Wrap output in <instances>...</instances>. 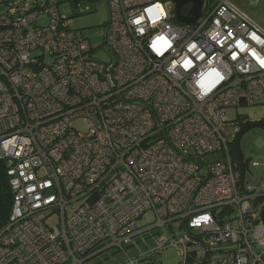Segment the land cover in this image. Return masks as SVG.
<instances>
[{"label":"built area","instance_id":"1","mask_svg":"<svg viewBox=\"0 0 264 264\" xmlns=\"http://www.w3.org/2000/svg\"><path fill=\"white\" fill-rule=\"evenodd\" d=\"M105 1L96 45L51 0H0V159L14 196L0 264H98L151 237L117 264L171 246L180 264H264V191L234 149L256 121L227 115L264 114V28L229 0H202L193 24L175 20V0ZM147 214L154 224L139 225Z\"/></svg>","mask_w":264,"mask_h":264},{"label":"rangeland","instance_id":"2","mask_svg":"<svg viewBox=\"0 0 264 264\" xmlns=\"http://www.w3.org/2000/svg\"><path fill=\"white\" fill-rule=\"evenodd\" d=\"M57 3L60 12L64 16H72V22L75 29L82 30L85 36L92 38V42L98 45L104 37L105 25L109 19V7L105 0H51ZM233 1V0H232ZM192 7V3L185 6L184 12H188ZM4 9V4L0 3V12ZM47 18L41 17V21L45 22ZM97 57L103 62H110L111 57L105 52L103 47H100L97 53ZM238 114L249 116L253 121H259L263 119V108L261 107H238L229 108L227 115L230 118H236ZM75 126L84 130L80 121H76ZM238 152V158L242 157V154L248 159L249 167L247 168L246 181L247 185L254 187H260L264 191V127L256 126L246 131L240 138L235 148ZM257 164V165H255ZM264 205V198L259 202V207ZM257 216L261 215V211L256 213ZM155 219L152 214H147L145 218L139 221V225L147 226L154 224ZM57 223V218L53 217L48 220V224L54 226ZM176 226H167L169 230L175 229V237H179L183 230L179 226V222H174ZM154 248L155 241L151 237L145 243H139L138 247L129 248L127 252L116 251L110 249L104 252L101 256L97 257L95 261L98 264H117L125 261L128 256L135 257L141 251L145 252L147 248ZM181 256L177 247H168L162 251L161 256L153 263L148 261L147 264H180ZM145 264V263H144Z\"/></svg>","mask_w":264,"mask_h":264},{"label":"trees","instance_id":"3","mask_svg":"<svg viewBox=\"0 0 264 264\" xmlns=\"http://www.w3.org/2000/svg\"><path fill=\"white\" fill-rule=\"evenodd\" d=\"M256 126H263V124L261 123V121H256V122H253V123L246 125L243 128V131H242L241 135L239 136L236 145L238 143H240V138L246 131H248L249 129L256 127ZM242 156H243V154H242ZM235 157L238 158V155L236 153H235ZM6 169L7 168H6L5 161L0 159V230L2 228H4L9 221V218H10V215L12 212V207H13V199H14L13 192H12L11 185H10V180H9L8 175H7ZM263 198H258V200H257L258 204L261 200H263ZM178 224L180 226V223H178ZM173 225L176 226L175 223H173ZM172 235L175 236V234L173 232H172ZM161 253H160V255H158V257H156L154 259L147 260L145 264H147L148 261H151V263H153L155 261V259H157L161 256Z\"/></svg>","mask_w":264,"mask_h":264},{"label":"water","instance_id":"4","mask_svg":"<svg viewBox=\"0 0 264 264\" xmlns=\"http://www.w3.org/2000/svg\"><path fill=\"white\" fill-rule=\"evenodd\" d=\"M176 13L175 20L184 24L196 23L202 14L203 1L202 0H175ZM192 3V7L187 15L183 14L185 5ZM262 220L264 222V208L262 210Z\"/></svg>","mask_w":264,"mask_h":264},{"label":"crops","instance_id":"5","mask_svg":"<svg viewBox=\"0 0 264 264\" xmlns=\"http://www.w3.org/2000/svg\"><path fill=\"white\" fill-rule=\"evenodd\" d=\"M247 14L260 27L264 28V0H229Z\"/></svg>","mask_w":264,"mask_h":264},{"label":"flooded vegetation","instance_id":"6","mask_svg":"<svg viewBox=\"0 0 264 264\" xmlns=\"http://www.w3.org/2000/svg\"><path fill=\"white\" fill-rule=\"evenodd\" d=\"M188 5V4H187ZM186 6V5H185Z\"/></svg>","mask_w":264,"mask_h":264}]
</instances>
